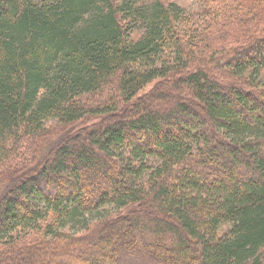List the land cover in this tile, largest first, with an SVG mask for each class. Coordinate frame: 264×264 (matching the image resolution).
<instances>
[{"label":"trees","instance_id":"trees-1","mask_svg":"<svg viewBox=\"0 0 264 264\" xmlns=\"http://www.w3.org/2000/svg\"><path fill=\"white\" fill-rule=\"evenodd\" d=\"M194 1L0 0V264H264V0Z\"/></svg>","mask_w":264,"mask_h":264},{"label":"rangeland","instance_id":"rangeland-1","mask_svg":"<svg viewBox=\"0 0 264 264\" xmlns=\"http://www.w3.org/2000/svg\"><path fill=\"white\" fill-rule=\"evenodd\" d=\"M163 1H165V2H172V1H174V2H177L178 4L184 6V7L187 8V9L195 8V6H196L194 0H163ZM150 89H151V86L147 87V88H146L141 94L150 91ZM173 90H174V93L177 91V89H173ZM91 99H93V100H97V99H99V97H98V96H95L94 98H91ZM131 111H133V110H131ZM90 119H91V120H86V121H84L85 123H83V124H81V125L90 124V123H92V122L95 121V119H92V118H90ZM50 126H52V125H50ZM54 127H55V126H52V127H50V128H54ZM61 132H62V130L59 129V130H57L56 133H55V128H54V129H51V130L49 131V135H48V137H46V138L40 140V141L43 143V144H41L43 150H44V148H46V147L48 148V146L53 147V146H55L56 144H58L57 140L60 138V136L55 137V135H56V134H59V133H61ZM64 136H66V135L63 134L62 137H61L60 139H63ZM54 137H55V138H54ZM44 141H45V142H44ZM112 237H113V236H112ZM112 239H113V238H112ZM115 239H117V238H115ZM113 240H114V239H113ZM117 242H119V240H118ZM46 251H51V250L47 249ZM117 252H119V251H117ZM141 252H143V251H141ZM37 256H39V255H36V256H34V257H37ZM46 259L49 261V263H52V262L55 260V257H54L52 254L49 253V254L46 256Z\"/></svg>","mask_w":264,"mask_h":264}]
</instances>
